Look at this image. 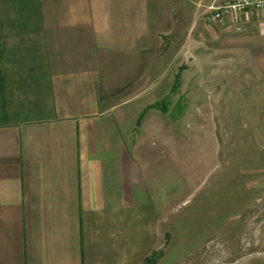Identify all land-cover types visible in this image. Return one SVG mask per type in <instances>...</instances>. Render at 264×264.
Wrapping results in <instances>:
<instances>
[{
    "label": "crops",
    "instance_id": "1",
    "mask_svg": "<svg viewBox=\"0 0 264 264\" xmlns=\"http://www.w3.org/2000/svg\"><path fill=\"white\" fill-rule=\"evenodd\" d=\"M223 1L0 0V46H6L0 47V264H140L146 258L156 238L146 171L154 166L121 132L118 110L128 102L107 105L98 88L106 83L124 92L133 82L130 92L145 91L137 70L146 52L172 37L166 46L178 54L196 28L210 33L205 12ZM223 28L239 31L234 35L243 45H264V10ZM38 33L53 50L36 57L19 38L33 42ZM82 40L98 55L63 59L62 45ZM108 54L129 63L121 71ZM132 137L138 140L133 130Z\"/></svg>",
    "mask_w": 264,
    "mask_h": 264
},
{
    "label": "rangeland",
    "instance_id": "2",
    "mask_svg": "<svg viewBox=\"0 0 264 264\" xmlns=\"http://www.w3.org/2000/svg\"><path fill=\"white\" fill-rule=\"evenodd\" d=\"M225 22L206 20L210 33L196 28L178 54L166 46L172 37L146 52L140 67L135 62L145 91L130 92L133 82L124 92L106 83L98 88L107 105L128 102L118 110L121 132L128 147L145 149L154 166L146 171L156 238L140 264H264V45H243L234 35L239 31L223 32ZM19 39L21 46H33L36 57L52 49L42 33L33 42ZM81 43L62 45L63 59L98 55ZM188 52L194 58L187 59ZM108 55L121 71L129 63ZM46 98L52 112V96Z\"/></svg>",
    "mask_w": 264,
    "mask_h": 264
},
{
    "label": "built area",
    "instance_id": "3",
    "mask_svg": "<svg viewBox=\"0 0 264 264\" xmlns=\"http://www.w3.org/2000/svg\"><path fill=\"white\" fill-rule=\"evenodd\" d=\"M264 0H226L220 4L214 2L209 7L206 18L210 24L232 21L238 23L240 16L251 11H263Z\"/></svg>",
    "mask_w": 264,
    "mask_h": 264
},
{
    "label": "trees",
    "instance_id": "4",
    "mask_svg": "<svg viewBox=\"0 0 264 264\" xmlns=\"http://www.w3.org/2000/svg\"><path fill=\"white\" fill-rule=\"evenodd\" d=\"M151 260H153V258H148V259H146L145 261H146V262H149V261H151Z\"/></svg>",
    "mask_w": 264,
    "mask_h": 264
}]
</instances>
